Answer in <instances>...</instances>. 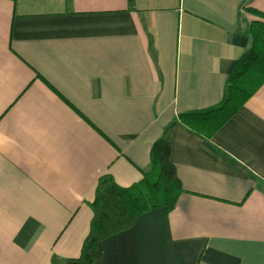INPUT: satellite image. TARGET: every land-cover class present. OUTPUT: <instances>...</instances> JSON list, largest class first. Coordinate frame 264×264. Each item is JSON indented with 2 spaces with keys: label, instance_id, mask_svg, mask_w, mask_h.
Masks as SVG:
<instances>
[{
  "label": "crops",
  "instance_id": "obj_1",
  "mask_svg": "<svg viewBox=\"0 0 264 264\" xmlns=\"http://www.w3.org/2000/svg\"><path fill=\"white\" fill-rule=\"evenodd\" d=\"M264 0H0V264H66L97 181L142 182L159 139L183 192L94 264H264V85L210 139Z\"/></svg>",
  "mask_w": 264,
  "mask_h": 264
},
{
  "label": "trees",
  "instance_id": "obj_2",
  "mask_svg": "<svg viewBox=\"0 0 264 264\" xmlns=\"http://www.w3.org/2000/svg\"><path fill=\"white\" fill-rule=\"evenodd\" d=\"M248 11L260 20L252 21L248 27L252 46L233 65L222 101L214 107L178 115V122L202 139H210L264 85V14ZM182 192L170 160V144L159 139L151 148L150 170L143 174L139 185L122 188L109 174L98 179L89 204V232L80 255L66 264H94L102 254L105 239L132 228L139 216L151 210L171 211Z\"/></svg>",
  "mask_w": 264,
  "mask_h": 264
}]
</instances>
